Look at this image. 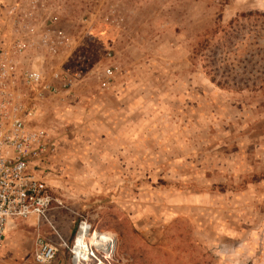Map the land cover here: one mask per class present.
Listing matches in <instances>:
<instances>
[{"label": "rangeland", "instance_id": "rangeland-1", "mask_svg": "<svg viewBox=\"0 0 264 264\" xmlns=\"http://www.w3.org/2000/svg\"><path fill=\"white\" fill-rule=\"evenodd\" d=\"M39 1L72 38L43 67L77 80L40 104L47 218L17 219L0 262L37 264L42 239L70 264L85 217L114 235L113 264H264V16H242L264 0Z\"/></svg>", "mask_w": 264, "mask_h": 264}, {"label": "built area", "instance_id": "built-area-1", "mask_svg": "<svg viewBox=\"0 0 264 264\" xmlns=\"http://www.w3.org/2000/svg\"><path fill=\"white\" fill-rule=\"evenodd\" d=\"M35 3L31 0L30 8L22 15L20 3L11 10V34L4 37L0 48V248L10 221L32 214L47 218L54 198L40 169L49 164L55 145L39 124L40 104L49 97L67 95L77 80L61 63L48 70L43 67L45 62L57 61L70 47L72 38L59 25L57 15L38 22ZM114 69L112 64L104 67L103 87L114 77ZM96 230L101 231L87 218L79 219L70 248L72 258L80 237L87 241L84 251L89 249L88 258L81 262L113 264V253L102 249L110 246V241L96 235ZM56 252L53 243L37 239L33 260L47 264Z\"/></svg>", "mask_w": 264, "mask_h": 264}, {"label": "crops", "instance_id": "crops-1", "mask_svg": "<svg viewBox=\"0 0 264 264\" xmlns=\"http://www.w3.org/2000/svg\"><path fill=\"white\" fill-rule=\"evenodd\" d=\"M35 1H36L35 4H37L36 10H38L40 3L43 1H39V0H35ZM18 3H20V5H23V6H21V9H29L30 8V4L25 5V8H24L25 3H30L27 1H25V3H22V0H0V48L3 45L4 37H6V35H8V34H11V29H10L11 24L9 21L12 17V13H13V12H11V10L13 8H16ZM49 140H50V138H49ZM54 145H55V143H54ZM46 169H47V166L40 169L43 172L45 179H46V175L44 174V172L46 171ZM46 182H47V179H46ZM47 185H48L49 191L51 192L50 185L48 184V182H47ZM35 216L37 219L39 218L37 215H35ZM35 216L31 215L29 218V221L34 220ZM16 220L17 219L10 221V223L6 227L5 233L8 230V228L15 223ZM16 229H17V226H16Z\"/></svg>", "mask_w": 264, "mask_h": 264}, {"label": "bare ground", "instance_id": "bare-ground-1", "mask_svg": "<svg viewBox=\"0 0 264 264\" xmlns=\"http://www.w3.org/2000/svg\"><path fill=\"white\" fill-rule=\"evenodd\" d=\"M96 235H99L100 237L103 238V240L105 239H108V242L110 241V246H102V249L105 251V253H114L115 252V249H116V240H115V237L112 233H108V232H100V231H96ZM89 240H93L92 238H88ZM99 243V242H98ZM100 245H102V242L99 243ZM98 244V245H99ZM87 246V241H85L84 238H78L77 239V242L75 244V247H73V251H74V257L72 258L71 260V263L70 264H84L83 262L81 261H84L86 260L88 257H87V252H89V249L86 251H84V249L82 247L84 246Z\"/></svg>", "mask_w": 264, "mask_h": 264}, {"label": "trees", "instance_id": "trees-1", "mask_svg": "<svg viewBox=\"0 0 264 264\" xmlns=\"http://www.w3.org/2000/svg\"><path fill=\"white\" fill-rule=\"evenodd\" d=\"M251 15H262L264 16V13H259L258 11H247L245 12L242 16H251ZM238 20V17H233L230 21H229V24H232L233 22L237 21ZM202 48V45L199 44L198 46V49H201ZM202 55V66L203 68L207 71V73L210 74V71H211V64L209 65V61L208 59L205 57V55H203V53L201 54ZM215 72V71H214ZM217 73V72H215ZM211 76V74H210ZM211 79L213 81H216L217 84H224L225 82L224 81H221V80H216V77L215 75H212L211 76ZM240 88V87H239Z\"/></svg>", "mask_w": 264, "mask_h": 264}]
</instances>
